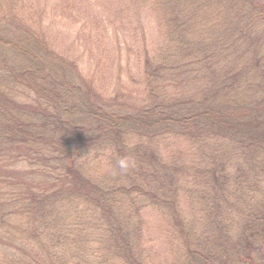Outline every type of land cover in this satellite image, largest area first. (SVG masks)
I'll return each mask as SVG.
<instances>
[{
  "label": "trees",
  "instance_id": "trees-1",
  "mask_svg": "<svg viewBox=\"0 0 264 264\" xmlns=\"http://www.w3.org/2000/svg\"><path fill=\"white\" fill-rule=\"evenodd\" d=\"M31 1L0 0V264H264V1L129 0L160 40L126 99Z\"/></svg>",
  "mask_w": 264,
  "mask_h": 264
},
{
  "label": "rangeland",
  "instance_id": "rangeland-1",
  "mask_svg": "<svg viewBox=\"0 0 264 264\" xmlns=\"http://www.w3.org/2000/svg\"><path fill=\"white\" fill-rule=\"evenodd\" d=\"M256 3L264 0H254ZM57 49L77 60L97 89L126 99L140 91L144 56L158 46L156 19L129 0H32Z\"/></svg>",
  "mask_w": 264,
  "mask_h": 264
},
{
  "label": "clouds",
  "instance_id": "clouds-1",
  "mask_svg": "<svg viewBox=\"0 0 264 264\" xmlns=\"http://www.w3.org/2000/svg\"><path fill=\"white\" fill-rule=\"evenodd\" d=\"M134 166V161L129 157H122L117 160V167L121 171H127L130 167Z\"/></svg>",
  "mask_w": 264,
  "mask_h": 264
}]
</instances>
